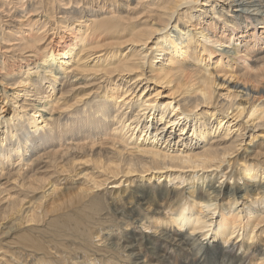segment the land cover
Here are the masks:
<instances>
[{
  "label": "bare ground",
  "instance_id": "6f19581e",
  "mask_svg": "<svg viewBox=\"0 0 264 264\" xmlns=\"http://www.w3.org/2000/svg\"><path fill=\"white\" fill-rule=\"evenodd\" d=\"M10 1L0 264H264V0Z\"/></svg>",
  "mask_w": 264,
  "mask_h": 264
},
{
  "label": "rangeland",
  "instance_id": "374dc122",
  "mask_svg": "<svg viewBox=\"0 0 264 264\" xmlns=\"http://www.w3.org/2000/svg\"><path fill=\"white\" fill-rule=\"evenodd\" d=\"M198 3V2H197ZM217 4H221V0H219V1H217ZM11 7L10 9H8L7 7ZM181 10H183V9H179L178 10V13L181 11ZM262 10V9H261ZM25 11H27V9L26 10H24V12H20L18 15L16 14L17 13V10H16V8L15 7H13V3L10 1V0H0V14H1V16H4L3 18H2V27H3V29L5 28V31L7 30V31H10V32H13V33H18V35H20V33L18 32V31H20V29H23V30H25L26 29V23H28L31 19L33 20L35 17H37V16H35V15H28L29 13H27L26 15H25ZM7 13H9V14H11V15H13L15 18H17V19H21L22 17H25V19H28V22L26 21V22H24L23 23V26L22 27H20V24H18L17 22H15L14 20H11V19H9L8 17H6V14ZM16 14V15H15ZM209 14L210 13H208L207 15L209 16ZM57 16H58V14H57ZM55 18V17H54ZM42 19H43V17H42ZM194 22V21H193ZM37 24V23H36ZM36 24L34 25V26H36ZM75 24V23H74ZM189 24V22L186 24H184V23H181V24H178V28H176V29H180V28H184V26L183 25H188ZM9 25H11V26H9ZM173 27V26H172ZM172 27L170 28V30H172V32H170V34L171 35H174V31L175 30H173L172 29ZM36 28H38V27H36ZM33 29V31H32V33H30L29 34V36L27 37L29 40H34V38H35V33L37 32L38 33V30L37 29ZM192 27L191 26H188V30H193V29H191ZM259 28V27H258ZM260 30H261V28H260ZM27 33H28V31H26ZM158 33V32H157ZM157 33L155 34V35H157ZM63 34V32H60V29H54V30H49V34H48V36H46V38L47 37H53L55 40H57V38H58V36L59 35H62ZM169 34V35H170ZM24 35H25V32H24ZM45 38V39H46ZM7 41H5V40H2V41H4V43L6 42V44H3L1 41H0V59H1V57H3L2 55H1V53H2V50H4V49H8V50H6V52H4V54H7V55H9L10 54V50L12 51V49H15L16 48V44H15V42H18L17 40V38H15L12 34H6V38H5ZM246 40H248V39H246ZM102 41V40H101ZM23 42V41H22ZM235 42H237V40H235ZM235 42H234V44H235ZM242 43H245V42H242ZM253 43V42H252ZM251 43V44H252ZM250 44V45H251ZM243 46H246V44H243ZM137 47V46H136ZM127 48V45H122V47L119 49V50H122L123 51V49H124V51H125V49ZM138 48V47H137ZM217 48H219V47H217ZM226 48V47H225ZM244 48V47H243ZM104 49L105 48H103L102 50H100V51H104ZM219 50H221V49H219ZM243 50V49H242ZM149 52V51H148ZM241 52V51H240ZM181 53H184L183 51H181ZM78 57H82V56H79L78 55ZM159 57V58H158ZM161 56H158V54L157 53H155L154 55H152L151 56V61H153L152 63H156L158 60H161V58H160ZM82 60V59H81ZM81 60H79V61H81ZM237 60L238 61H241V58H237ZM216 62H213V64H215ZM150 65H153V64H150ZM156 65V64H155ZM218 65V64H217ZM74 66V65H73ZM15 67V66H14ZM14 67H12V69L14 70ZM152 67H154V66H152ZM89 77H91L90 75H87V77L86 78H89ZM151 83H152V85H155V83L154 82H147V84L146 85H149L150 84V86H151ZM13 86H10V85H8V86H5L4 88L7 90V96L9 97V98H13L14 96H15V92H23V90H22V88L21 87H15V88H12ZM240 88H238V90H239ZM221 91H223V92H221V93H225L224 91V87L221 89ZM160 92L162 93L161 94V96L160 97H158V102L157 103H160L161 101H163L164 99H166L168 96L166 95V93H169V91H167V89L166 88H161L160 89ZM29 97V96H28ZM22 98H23V96H17L16 95V98H15V100H16V102L14 103V104H12V105H14V106H18L21 102H22ZM4 104V108H10L11 106L9 105L10 103L9 102H4L3 103ZM9 105V106H8ZM5 114L6 112H2V114ZM9 114V113H8ZM230 116V118H233V117H231V115H229ZM229 118V119H230ZM237 119H239V118H237ZM233 121H231V123L233 124L235 121H239V120H236V119H232ZM240 122H241V118H240ZM258 133L259 132H257V135H258ZM260 133H262V132H260ZM260 135H264V133H262V134H260ZM258 137H260L261 139H259V140H264V137H262V136H257V138H254L253 140H251V141H248V137L243 141V142H249L250 144L249 145H247V144H244V143H242V145H241V147H240V150L244 147V146H248V147H251L252 145H254V144H256L257 142H260L259 140H257L258 139ZM261 144H264V141L261 143ZM259 243H261V242H258V244Z\"/></svg>",
  "mask_w": 264,
  "mask_h": 264
},
{
  "label": "clouds",
  "instance_id": "9594fccd",
  "mask_svg": "<svg viewBox=\"0 0 264 264\" xmlns=\"http://www.w3.org/2000/svg\"><path fill=\"white\" fill-rule=\"evenodd\" d=\"M211 209H208L204 215H210ZM196 210L192 207L191 203L182 199L169 206L164 213L161 214L160 223L163 226L172 227L177 230H186L191 227L195 221ZM194 233L189 235V239H192ZM207 240V236H201L198 241H193V246L202 244Z\"/></svg>",
  "mask_w": 264,
  "mask_h": 264
}]
</instances>
